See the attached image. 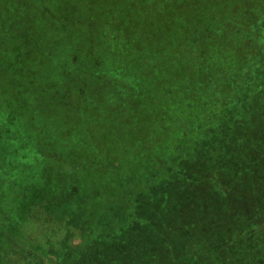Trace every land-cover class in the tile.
Here are the masks:
<instances>
[{
	"label": "trees",
	"instance_id": "trees-1",
	"mask_svg": "<svg viewBox=\"0 0 264 264\" xmlns=\"http://www.w3.org/2000/svg\"><path fill=\"white\" fill-rule=\"evenodd\" d=\"M52 4V0L0 1V71L1 68L5 69L0 77L6 79L4 75L10 72L13 78L7 82H12L14 86L21 83L22 78L18 74L27 80L30 76L24 75L23 68L12 63V57L16 55L13 45L23 43L24 47H33V43L25 38L39 32V47L47 49L49 44L46 42L54 36L58 37V34L54 35V30L63 24L57 12L52 10ZM129 6L126 0H121V22L128 25L130 31L132 28L141 31L140 27H134L130 22L132 12ZM112 9L113 12L106 11L104 28H94L96 23L93 21L96 20L92 21L93 15L89 17L87 13L88 19L77 20L79 23L72 26L82 38V44L89 40V52H114V46L102 37L103 32L109 37L120 32L113 26V17H108L114 14L115 8ZM49 11L57 16V20L49 15ZM42 13L48 20L40 19ZM193 15L207 19L197 27L191 22V16L184 17L179 23V26L196 33L189 40L180 37L177 32L172 38L170 50L174 54L170 55L169 69H166V61V65L161 63L158 66L166 79L165 84L154 94L159 89L158 82L153 81L149 86L147 107L142 108V112L148 113L146 119H149L147 124L142 122L134 131L142 140L125 139L111 146L113 160L118 164L109 167L104 180L110 192L119 196L117 210L122 215L115 219L114 234H101L103 250L95 257L89 256L87 264H264V83L262 86V81L255 80L259 75L247 73L253 68L264 73L260 53L262 45L252 33L264 17V0H203L195 7ZM43 20L45 25L41 24ZM122 32L125 31L122 29ZM244 33L250 35L251 39H243ZM8 51L10 60L6 59ZM196 56H202L203 60L198 63ZM46 64L48 62L42 59L41 63L33 67L30 65V69L27 65L25 67L38 73ZM199 72L204 76L202 82L195 79L194 85L189 81L187 88L181 89V85L190 80V75ZM228 72L230 78L226 76ZM245 78L255 88L252 84L239 88L245 83ZM222 80L226 82L225 87L221 85ZM226 89L224 96L227 98L222 97ZM94 91L95 88L88 89V94L92 96ZM189 91L196 97V102L195 97L190 99ZM207 93L211 97L204 99ZM215 104H218V108L214 107ZM224 109L229 123H223ZM205 111V115L216 113L212 125L221 122L218 131H215V152L223 153L229 144V155L233 157H226L225 153L215 156L214 160L212 151L208 152L212 148L210 140L204 136V128H201L195 150L196 154L200 151L199 158L209 156L208 160L203 165L201 158V167L194 166L196 169L186 175L183 184L165 189L164 199L155 207L153 216L146 212L132 215V203L121 195L125 191L117 180L152 160L154 162V158H162L166 145L172 149L187 144L185 133H176L175 130H188L195 117L196 122L199 121ZM56 116L59 125H63V131L71 126L81 130L79 118L84 115L72 112ZM65 121L69 125L64 124ZM71 146L72 143H68V147ZM66 148L67 145L61 159L60 156L47 159L65 166V157H68ZM218 149H221L220 152ZM41 156L40 160L46 159L45 155ZM199 158L192 160V163ZM30 166L26 172L22 168L18 170V166L13 170L14 167L10 168V165L8 169H0L2 243L17 240L15 230L25 217L20 211L26 196L29 195V198L33 191L46 184L44 178L37 176L36 164L31 163ZM137 186L136 183L135 188ZM110 221L106 220L107 228ZM95 236L83 235L77 248L68 245L66 257L59 264H73L76 255L83 251L82 246L90 243ZM46 261V264H54V258L47 257Z\"/></svg>",
	"mask_w": 264,
	"mask_h": 264
},
{
	"label": "rangeland",
	"instance_id": "rangeland-1",
	"mask_svg": "<svg viewBox=\"0 0 264 264\" xmlns=\"http://www.w3.org/2000/svg\"><path fill=\"white\" fill-rule=\"evenodd\" d=\"M160 1L163 7L159 8L160 11H157L155 13L156 17H154L159 24L154 22L152 26L157 28V31L154 30L156 32L155 37L163 38L165 36L163 40L165 43H171L176 32L181 37L180 31H182L185 40H189L195 35L196 32L194 33L191 29L180 26V29L178 28V24L184 20V16H182L184 13L188 15L189 11L191 15L190 20L194 23L193 25L195 27H197V24L200 25L207 19L201 17V15L200 17L193 15L195 14V7H198V4L200 5V2L203 0ZM88 3L90 4L91 0H89ZM109 4L111 5V3ZM192 9H194V12ZM102 10L103 9L97 5L91 6L90 14L94 17L92 21L96 20L93 21L96 23L94 28H104L102 19L98 21L94 16L95 14H101L103 16L102 18H104ZM108 11L113 12L110 8ZM48 13L57 20V16L52 11ZM68 15H70V13ZM145 16L146 13L143 12L142 18ZM43 18L45 17L42 13L40 19ZM145 21L150 23L148 20ZM260 21L258 25L253 28L252 33L254 37L258 38L262 45L260 53L261 59L263 60L262 64L264 65V17ZM41 24L45 25L46 23L43 20ZM127 26L126 24L120 23L116 27L123 29L125 31L124 33L127 34V32H130ZM74 31L73 27L68 24H63L58 27L54 30V35L58 34V37L54 36L50 41L48 40L46 42L49 44V48L47 47V49L39 47V32L27 36L25 38L26 41L33 43L34 46L24 47L23 43L16 44L15 46L13 45L16 55L12 57L14 60L12 63L23 68L22 72L25 70L28 76L32 75L33 72L29 71L25 66L27 65L30 69V65L33 67L41 63L43 53L44 55L47 54L49 57H54L56 54L67 55V53H71L72 50L76 51V46L73 49H70V46L76 43L81 45L82 42L81 37ZM95 31L96 30H92V32ZM149 31L147 33H149ZM41 32L43 31L41 30ZM25 35L26 33L24 36ZM102 37L108 40L109 43H113V41H110L106 32H103ZM146 39V37L142 38V40ZM243 39H251V37L244 33ZM71 42L73 43L67 46V44ZM122 47L124 51V49H127V44L124 43ZM126 52L134 53L136 52V48L127 49ZM76 53L77 58L79 57L78 59L82 60L83 65H78V69L77 67L71 68L74 67V64H78L73 61L74 55L70 58L69 55L71 54L68 55L69 57H57L51 68L48 63L45 65L47 68L46 70L45 68L40 70V76H37V80L40 83L30 76L28 79V86L26 84H24L23 87L21 84L14 86L12 82H7L8 79L13 78L10 72L4 75L6 79L0 77V101L2 102V105L0 102V114H9L11 117L9 122L13 123V120L17 123L19 122V124H11V128L7 131L8 133L2 130L0 131V169H6L5 166H3L5 165V161L9 163L4 152L10 155V159L12 154H24V159L21 161L22 164H20L21 162L19 163L18 170L22 168V170L26 172V170L31 167L30 164L35 163L37 176H41L46 182L45 186L33 191L29 198V195L26 196L20 211V214H23L25 217L21 225L15 230L17 240L0 242V264H46L47 257L54 258V264H59L63 258L66 257L68 245L77 248L82 242L83 235H91V237H93L97 234L90 243H86L87 245L85 244L82 246L84 248L83 251H80L78 256L76 255V259L73 263L87 264V258L89 256L95 257V254L103 250L102 238L100 237L101 234L107 232L109 234H114L113 231L115 229H113V226L116 223L115 219L120 218L122 215V213L117 210L119 196L113 194V191L110 192L104 180L105 175H107L106 171L109 170V167H114L118 164L116 160H113L111 146L114 143L116 145V141L121 142L125 141V139H132L139 142L142 140L138 137V134H134V131H137L138 125L142 122V124H147V120L149 119V117L146 119L148 113L145 112V114L142 112V108L147 107L146 93L153 81L158 82L159 89L158 91L152 92L153 94L158 93L165 84L166 79L163 75L133 76L137 78L135 85L130 90H124L122 93L118 90L119 87H117V85L115 86L116 88L113 89V81H111V83L106 84L104 88H100L103 94V96H101V101L93 103L89 107L88 110H91L90 117L83 121L81 130H76L75 126L70 125L72 128H67L63 131V125H59V121L55 120L50 122L49 119L45 122V120L50 117L49 110L51 109L53 110V114L57 113L59 115L72 113L70 108L66 110L65 104H69L73 109V102L77 98H74L73 91L71 88H68L67 82H76L77 84L85 75L83 69L86 65L89 64L93 66V62L97 61L98 57L106 59V52L94 50V52H89L88 55L87 50L84 49L83 46H81V49H77ZM6 59H11L9 51L6 54ZM58 59H60L61 63L64 62L67 63V65L59 66L60 62ZM200 60H203L202 56H196V61L198 63ZM142 61L147 64L150 62L148 60L144 61V59ZM44 62L46 63L47 61L44 59ZM114 65V60H110L109 64L105 67H115ZM249 69L250 67L248 70ZM2 71L4 72L5 69L1 68L0 74ZM131 72L133 73L134 71ZM229 73L230 72L226 74L227 78H230L228 76ZM247 73L253 76L259 75V78L255 80L262 81L261 85L263 86L264 79H262V77L264 78V73H262L261 70L253 68L251 72L247 71ZM17 76L23 78L21 74ZM116 77L122 79L124 76L121 75ZM127 77L131 78L132 76ZM161 79L162 82L159 83ZM195 79L202 82L204 76L202 77L200 72L190 75V80H186L187 83L185 84V81L181 85V89L185 90L190 82V84L193 83L194 85ZM246 79L247 78L244 79L245 83L243 86L239 88L246 87L248 84ZM95 80L94 77L89 78V90L94 89L92 82ZM225 84L226 82L222 80L221 85H224L222 87H225ZM250 84L255 88L253 83H249L248 85ZM226 91L227 89L222 94V97L227 98V96H224L226 95ZM64 93L67 94L63 100L55 99L52 102L50 99L48 101L44 99L46 95L51 96L52 94L59 95ZM188 93L190 99L193 100L195 96H193L190 91ZM210 97L211 94L207 93L204 99H209ZM222 97V100L225 99ZM102 100H104V103H101ZM30 107H34L35 110L32 111ZM214 107L218 108V104H215ZM224 108L228 109L227 106H224ZM81 110L82 109L76 111ZM222 110L223 107L219 108L218 115ZM197 113L198 112H195V114ZM206 113L205 111L197 122L195 117L194 123H191L188 130H175L176 133H185L187 144L183 143L184 147L183 145H177L170 149L171 147L166 145V153L162 158H154V162L152 160L142 168L139 167L126 177L117 180L118 185H123V190L125 191L121 193V195L126 196L127 202L132 203V215L137 216L146 212L150 216H153L155 207L164 199V194H166L165 189L169 190V188L171 189L176 185H180V183L183 184L186 175L196 169L193 168L194 166L201 167V158L204 165L209 156H202L199 158L198 154L200 151L198 150V154H196L197 151L195 150V145L199 142L198 137L202 132L204 136L210 140L212 148L208 149V152L212 151L214 160L215 156H223L225 153L226 157H233V155H229V144L225 146L226 150L223 153L219 154L215 152V141L217 137L215 131H218L221 122L212 125L216 113H212L213 115H205ZM223 114V123H229L225 109ZM30 117L35 119L31 120ZM160 117H162V115ZM43 120L44 123L41 124ZM37 122L41 124V132H43L41 140H34L32 136H35L34 133H36ZM63 123L69 125L67 121ZM194 126L195 129H192ZM201 128H204V130L199 133L198 131H200ZM82 134L85 136H82ZM68 143H72V146L68 147ZM66 145L68 148V157H65V166L61 164L57 165L56 161H53L51 158H49L51 160L47 159V157H54L56 159L58 156H60L61 159ZM36 146L40 147L46 159L40 160L42 156L39 153H34L39 159L38 162L34 155L30 157L25 156L28 151ZM22 147L27 148L22 150ZM220 150L221 149H218V152H220ZM14 155H12V157H14ZM25 157H28V159L26 160ZM196 158L199 159L193 164L192 160ZM22 165L23 167H21ZM14 169H17V166L14 167L13 170ZM49 172L51 174H49ZM16 176H18V174H16ZM17 182H19V180H17ZM136 183L139 185L137 188H135ZM90 185L92 187H90ZM145 205L147 206L146 209L144 208ZM109 210L110 213H108ZM107 219L111 220L108 228L106 227Z\"/></svg>",
	"mask_w": 264,
	"mask_h": 264
},
{
	"label": "flooded vegetation",
	"instance_id": "flooded-vegetation-1",
	"mask_svg": "<svg viewBox=\"0 0 264 264\" xmlns=\"http://www.w3.org/2000/svg\"><path fill=\"white\" fill-rule=\"evenodd\" d=\"M107 1L108 0H91V3L89 4L88 3L89 0H74V2H72L71 0H52V3H53L52 4V6H53L52 10L57 12V15L60 16L59 18L62 20V24H68L70 26H73V25L79 23V21H77V20L84 19V18L88 19V17H86V13L88 16L91 15L89 13L91 12V6L92 5H97L103 9L102 13L104 15V18H102L103 16L101 14H95L94 15L98 21H100L102 19L103 24L105 23L106 11L109 12L108 11L109 8H110V10H113L112 8H115L114 14H112V15L109 14L108 17H113L112 23H113V26L116 27L120 23H122L121 22L122 18L120 16V10L122 9V8L120 9L121 0H113V2H110V1L107 2ZM126 1L130 4L129 7H130L131 12H132V20L130 22H132L133 25H135L134 27H140L142 30L138 31L137 28H132L130 33L125 34L124 32H122V29L116 27L117 29H120V32H118V33L116 32L115 34H113L112 36L109 37L110 41H113V43L111 45L114 46V48H115L114 52L106 53V59H103L102 57H98L97 61L94 60L95 62H93V64H94L93 66H90L89 64L86 65L85 68L83 69L85 75L82 77V80L79 81L77 84H76V82H67L68 88L72 89L73 96H74V98H77V99H75L73 102V109L67 103L65 104V108H66V110H68V108H70L71 112L84 115V116H82V118H79L80 125H83V121L86 118L90 117V113H91L90 111L91 110H88L89 107L93 103H97L98 101L99 102L101 101V96H103L102 89H100L101 87L104 88L106 86V84H110L111 81H113V83H112V85L114 86L113 89H115L116 88L115 86L117 85V87H119L118 90L122 93L124 90H130L135 85L137 78H135L133 76H137V75H141V76H143V75H145V76L146 75H151V76L152 75H163L161 70H159L158 66H160L161 63L163 65H166V62H167L168 67L166 69H169V65L171 64L170 55L174 54V53H172L170 50V43H165L163 41L165 36L163 38L155 37V35H156L155 31H157V28L152 26V24L154 22H157L156 19H154V17H156L155 13L157 11H160L159 10L160 7H163V5L161 4V1L160 0H126ZM109 3H111V5ZM103 7H105V8H103ZM123 10H126V9L123 8ZM192 11L194 12V9H192ZM128 12H129V10H128ZM143 12L146 13V16L142 18ZM69 13H70V15H68ZM189 15L190 14L188 11V15H187V13H184L182 16L186 17ZM145 20H148L150 23H147ZM157 24H159V23L157 22ZM178 28H179V24H178ZM148 31H149V33H147ZM145 33H147V34H145ZM180 34H181V37L184 38L182 31H180ZM143 37H146L147 39L142 40ZM72 43L73 42H71L70 44H67V46H70ZM83 43L84 44H81V45L79 43L76 44V48L81 49V46H83L84 49L87 50V54L89 55V50H90L88 47L89 46V40H87L86 42H83ZM124 43L127 44V49L136 48V52H134V53L126 52L127 49H124V51H123L122 46L124 45ZM116 45H117V47H116ZM134 45H136V46H134ZM9 46L10 45H8V47ZM73 48H75V45L70 46V49H73ZM77 49H75V50L77 51ZM76 51L72 50V52L67 53V55H64V54L63 55H57L56 54L54 57H49V56H47V54L44 55V53H43L42 59H45L49 63L50 68H51V66L55 62V58H57V57L60 58V57L68 56L69 54H71V55H69L70 58L72 55H74L73 61L75 63H78V64H74L73 65L74 67H71V68L77 67V69H78L79 68L78 65L82 64V60H79L78 59L79 57L77 58ZM143 59H144V61L148 60L150 62L147 64L146 62L142 61ZM58 60L60 62V59H58ZM110 60H114V62H115L114 66L115 67H105L109 64ZM59 64H60L59 66H61V65L66 66L67 65V63H64V62L63 63L60 62ZM46 69L47 68L45 67V70ZM117 70H120V71H117ZM131 71H134V72L132 73ZM32 72H33V74L30 76L35 78V80L37 82H39L37 80V76H40V74H39L40 71L38 73H34L35 71H32ZM120 72H121V75L124 76L122 79H120V77H116V76H121ZM23 74L27 75L25 73V70H24ZM127 76H132V77L128 78ZM90 77H94L96 79L94 82H92V85L95 88V91L93 92L92 96L90 94H88L89 78ZM20 81H21L20 84L22 85V87L24 84H26L28 86V80L27 79L22 78ZM117 81H119V82H117ZM41 83H43V82H41ZM43 84H45V83H43ZM77 88H78V90H77ZM66 94L67 93L59 94V95L52 94L51 96H47L45 94L46 97H44V99L46 101H48L50 99V100H52V102L55 99L63 100L64 97L66 96ZM101 103H104V100H102ZM1 105H2V102H1ZM79 109H82V110L76 111ZM31 110L34 111L35 108L32 107ZM87 111H88V113H87ZM49 112H50L51 118L48 117L45 120V122H47L49 119H50V122L55 121L58 118L56 116L57 113L53 114L52 113L53 110H51V109L49 110ZM79 112H82V113H79ZM30 113H31V111H30ZM0 116H1L0 117V120H1L0 131L2 130V131H5L6 133H8L7 131H9L8 129L11 128V124L14 125L17 122L15 120H13V123L9 122V119L11 118L9 116V114L5 115L4 113H1ZM30 118H31V120L35 119L32 117H30ZM26 119H27V117H26ZM42 123H44V120L41 122V124ZM17 124H19V122ZM41 124H39L37 122V125H36L37 128L35 130L36 133H34L35 136L32 135L34 137L33 138L34 140H36V139L41 140V137H43V132H41ZM25 148H27V147H22L21 149L24 150ZM2 152H4V151H2ZM4 153H5L7 160L9 161V163H7L5 161L4 166L6 169H8L9 165H10V168L18 166L19 163L24 159V154H21V155L12 154V155H14V157H12V155H11V159H10V155L7 152H4ZM34 153H39L41 155L43 152L41 151L40 147L36 146V147L32 148L30 151H28L27 154H25V156L30 157V156L34 155L35 159L38 162L39 159H38V157L35 156L36 154H34ZM28 157H25V159L27 160ZM20 164H22V162Z\"/></svg>",
	"mask_w": 264,
	"mask_h": 264
}]
</instances>
